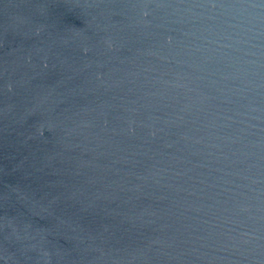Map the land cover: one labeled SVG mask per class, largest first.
I'll return each instance as SVG.
<instances>
[{
  "label": "water",
  "instance_id": "1",
  "mask_svg": "<svg viewBox=\"0 0 264 264\" xmlns=\"http://www.w3.org/2000/svg\"><path fill=\"white\" fill-rule=\"evenodd\" d=\"M0 264H264V0H0Z\"/></svg>",
  "mask_w": 264,
  "mask_h": 264
}]
</instances>
